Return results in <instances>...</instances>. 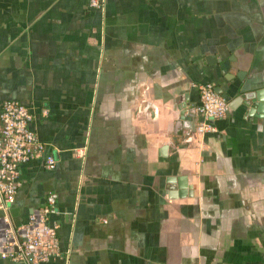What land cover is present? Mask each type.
<instances>
[{
	"label": "crops",
	"instance_id": "crops-1",
	"mask_svg": "<svg viewBox=\"0 0 264 264\" xmlns=\"http://www.w3.org/2000/svg\"><path fill=\"white\" fill-rule=\"evenodd\" d=\"M88 1L0 0V107L55 159L21 166L11 223L52 193L42 264H264V0ZM205 83L229 112L199 137Z\"/></svg>",
	"mask_w": 264,
	"mask_h": 264
},
{
	"label": "built area",
	"instance_id": "built-area-1",
	"mask_svg": "<svg viewBox=\"0 0 264 264\" xmlns=\"http://www.w3.org/2000/svg\"><path fill=\"white\" fill-rule=\"evenodd\" d=\"M91 8L101 9L103 0H89ZM147 88L144 89V91ZM199 103L192 113L199 120L194 134L199 137L214 131L212 121L224 118L229 107L209 83L197 86ZM141 104H146L144 96ZM143 110L139 109V112ZM48 111L42 109L41 117ZM33 112L15 100L3 101L0 107V260L12 263L42 264L65 257L57 235L58 222L55 197L48 193L44 204L31 213L25 224L11 223L9 209L21 186L20 168L34 160H41L46 170L55 168V159L46 145L30 129Z\"/></svg>",
	"mask_w": 264,
	"mask_h": 264
},
{
	"label": "water",
	"instance_id": "water-1",
	"mask_svg": "<svg viewBox=\"0 0 264 264\" xmlns=\"http://www.w3.org/2000/svg\"><path fill=\"white\" fill-rule=\"evenodd\" d=\"M215 92L221 96L226 102H228L229 98L227 97V95L225 93H223L220 89H214Z\"/></svg>",
	"mask_w": 264,
	"mask_h": 264
}]
</instances>
